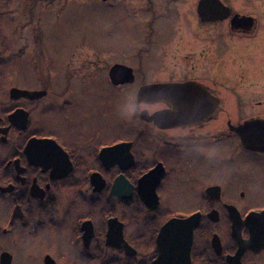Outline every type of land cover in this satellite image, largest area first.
Returning a JSON list of instances; mask_svg holds the SVG:
<instances>
[{
    "label": "flooded vegetation",
    "instance_id": "1",
    "mask_svg": "<svg viewBox=\"0 0 264 264\" xmlns=\"http://www.w3.org/2000/svg\"><path fill=\"white\" fill-rule=\"evenodd\" d=\"M200 1L144 0L148 33L106 78L81 54L41 65L40 33H0V264H264V145L245 126L264 123V3L202 20ZM105 83L130 124L105 125Z\"/></svg>",
    "mask_w": 264,
    "mask_h": 264
},
{
    "label": "rangeland",
    "instance_id": "2",
    "mask_svg": "<svg viewBox=\"0 0 264 264\" xmlns=\"http://www.w3.org/2000/svg\"><path fill=\"white\" fill-rule=\"evenodd\" d=\"M143 1L11 0L8 7H0L3 19L0 22V33H26V36L28 33H40L43 38L39 40L38 45L45 47L44 50L48 49L52 57H39L37 61L41 65L52 62L58 66L69 64L85 55L94 63V77L106 78V67L130 52L131 39L139 33L140 40L148 33L135 15L137 9L145 6ZM222 1L239 14L253 15L258 19L262 17L260 10L264 0ZM161 21L163 20H156L154 29L156 33H161L159 40L165 41L162 33L165 26ZM144 63L146 68L157 66V63L150 62L148 57L144 59ZM99 67L101 70H98ZM104 67L105 70L102 69ZM17 70L18 64H10L8 78L14 77V80H17ZM102 87L105 96H109L105 103V125L113 126L120 120L121 124H130L129 118L134 109L133 100H126L122 95H118L117 91L112 90L106 83ZM129 91L126 89V93ZM111 136L113 134L108 135Z\"/></svg>",
    "mask_w": 264,
    "mask_h": 264
},
{
    "label": "water",
    "instance_id": "3",
    "mask_svg": "<svg viewBox=\"0 0 264 264\" xmlns=\"http://www.w3.org/2000/svg\"><path fill=\"white\" fill-rule=\"evenodd\" d=\"M207 6H212L215 9L214 15H211L209 17H211L212 19H222V18H226L229 15V9L224 7L218 0H202L199 2L198 5V13L201 16L202 20H206L209 19L207 17H203V15L206 14V12L204 11L205 8ZM217 16V17H214ZM237 21H245L247 24L251 23V21H253L252 18L250 17H239L237 15L233 16L232 18V22H237ZM123 69H126L123 66H119V65H113L110 70H109V79L113 84H118L119 81H117V76L120 75L121 72H123ZM128 71H130L129 69H126ZM131 77V75H130ZM131 79L127 77V79L125 81H120V82H131ZM187 86H175V89H181V88H185ZM165 88H167V86H162V85H157V86H143L138 90L137 96H138V103L140 102V100H143L144 98H142V96L147 95L149 93L152 92H162ZM10 94H25V95H30L32 93L30 92H25V91H20L18 89H11L10 90ZM186 99V98H185ZM188 102H191V100L186 99ZM245 126L247 127H260V138H254L255 141H253L255 143L256 146H263L264 145V123H260L257 121H252L249 124H246ZM149 180V179H148Z\"/></svg>",
    "mask_w": 264,
    "mask_h": 264
},
{
    "label": "trees",
    "instance_id": "4",
    "mask_svg": "<svg viewBox=\"0 0 264 264\" xmlns=\"http://www.w3.org/2000/svg\"><path fill=\"white\" fill-rule=\"evenodd\" d=\"M0 1H1L3 7H4L5 4L10 2V0H0Z\"/></svg>",
    "mask_w": 264,
    "mask_h": 264
}]
</instances>
